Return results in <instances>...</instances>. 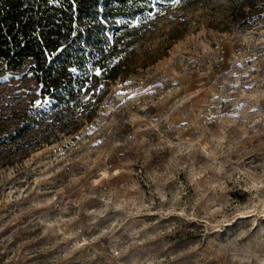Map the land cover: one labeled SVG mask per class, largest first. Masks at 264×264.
Segmentation results:
<instances>
[{
	"label": "rangeland",
	"instance_id": "1",
	"mask_svg": "<svg viewBox=\"0 0 264 264\" xmlns=\"http://www.w3.org/2000/svg\"><path fill=\"white\" fill-rule=\"evenodd\" d=\"M153 33L57 140L24 114L47 101L28 67L0 78V264H264V0Z\"/></svg>",
	"mask_w": 264,
	"mask_h": 264
},
{
	"label": "trees",
	"instance_id": "2",
	"mask_svg": "<svg viewBox=\"0 0 264 264\" xmlns=\"http://www.w3.org/2000/svg\"><path fill=\"white\" fill-rule=\"evenodd\" d=\"M198 1L0 0V78L6 70L28 67L47 101L24 114L33 124L45 117L60 126L52 130L57 140L93 119L96 108L85 107L94 94L98 105L112 83L146 67L153 53L145 49L144 62L135 64V45L154 34L169 10ZM175 25L166 32L169 40L181 36L180 23ZM70 109L76 115L65 120Z\"/></svg>",
	"mask_w": 264,
	"mask_h": 264
},
{
	"label": "snow or ice",
	"instance_id": "3",
	"mask_svg": "<svg viewBox=\"0 0 264 264\" xmlns=\"http://www.w3.org/2000/svg\"><path fill=\"white\" fill-rule=\"evenodd\" d=\"M180 0H173V3H179Z\"/></svg>",
	"mask_w": 264,
	"mask_h": 264
}]
</instances>
